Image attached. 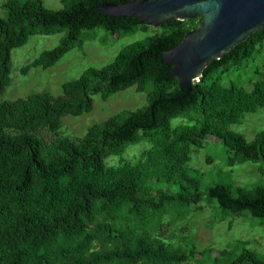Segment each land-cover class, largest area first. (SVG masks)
Segmentation results:
<instances>
[{
  "label": "trees",
  "instance_id": "trees-1",
  "mask_svg": "<svg viewBox=\"0 0 264 264\" xmlns=\"http://www.w3.org/2000/svg\"><path fill=\"white\" fill-rule=\"evenodd\" d=\"M132 0H63V9L46 8L42 0H8L0 17V95L11 83V52L35 35L65 31L60 44L21 68H52L83 45V32L153 34L118 53L112 63L87 69L62 85V94H34L0 104V264H180L178 252L195 262L194 246H173L157 233L165 215L216 201L222 217L248 212L264 225V185L252 188L216 185L206 192L189 174L191 142L205 132L221 139L234 157L260 165L264 176V132L251 142L229 133L244 114L264 111V78L250 90L220 84L229 70H238L260 53L264 29L213 61L191 86L180 88L170 76L162 53L179 45L201 17L170 21L150 28L133 18H109L95 11L106 3ZM134 87L147 104L121 111L89 127L75 141L60 137L48 143L36 133L57 132L61 119L93 110L92 97L103 102ZM187 124L171 128V120ZM147 141L150 148L135 163L106 166L129 145ZM239 159L242 160V158ZM158 184L178 187L170 194ZM184 239V238H183ZM201 263V262H200ZM202 264H206L202 261ZM209 264H264V255L237 247Z\"/></svg>",
  "mask_w": 264,
  "mask_h": 264
},
{
  "label": "rangeland",
  "instance_id": "rangeland-1",
  "mask_svg": "<svg viewBox=\"0 0 264 264\" xmlns=\"http://www.w3.org/2000/svg\"><path fill=\"white\" fill-rule=\"evenodd\" d=\"M6 1L8 0H0L1 18L6 16ZM62 1L42 0L46 8L54 11L63 9ZM65 33L62 31L50 36L35 35L24 46L12 50L11 83L0 95V104L25 99L34 94H48L57 98L62 94L64 83L78 79L87 69H100L112 63L125 47L153 34L152 31L125 35L108 34L102 29L83 32V45L71 50L52 68H33L26 75H22L23 66L38 58L41 53L56 48ZM260 75L264 78V45L253 60L238 70H229L219 82L222 86L234 85L250 90ZM92 100L93 110L90 113L78 117L66 115L61 119L62 126L57 132L51 133L42 129L36 133L37 137L45 143L60 137L77 141L92 125L100 124L121 111H136L147 104L146 94L136 92L134 87L116 93L105 102L99 95L93 96ZM170 124L171 128H175L187 122L175 118ZM261 132H264V111L261 110L254 114H244L240 122L229 129V133L240 134L247 142L254 140ZM191 142L195 146L191 148L187 167L189 174L198 181L201 192L204 193L216 185L243 188L264 185L260 165L240 155L234 157L221 139L206 137L203 132ZM149 148L150 143L147 141L129 145L122 156L107 158L105 165L108 167L117 166L121 162L135 163ZM155 188L170 194L178 192L177 186L167 184H158ZM221 213L216 201H210L204 196L197 205L177 209L174 212L177 222H171L170 215L163 216L161 227L154 233L173 246H194L198 254L205 253L202 257L196 255V261L191 262L186 259L184 252L179 251L180 264H202V261L209 264L215 257L225 254L227 249L232 251L235 247L264 255V225H261V220L252 218L248 212L224 218Z\"/></svg>",
  "mask_w": 264,
  "mask_h": 264
},
{
  "label": "water",
  "instance_id": "water-1",
  "mask_svg": "<svg viewBox=\"0 0 264 264\" xmlns=\"http://www.w3.org/2000/svg\"><path fill=\"white\" fill-rule=\"evenodd\" d=\"M109 18H133L150 28L201 17L181 43L162 53L180 88L198 81L213 62L264 29V0H132L95 9Z\"/></svg>",
  "mask_w": 264,
  "mask_h": 264
}]
</instances>
